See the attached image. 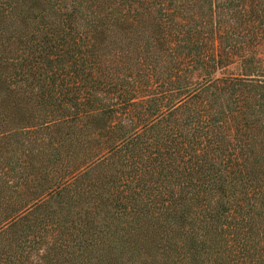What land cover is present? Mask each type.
Returning <instances> with one entry per match:
<instances>
[{"label":"trees","instance_id":"1","mask_svg":"<svg viewBox=\"0 0 264 264\" xmlns=\"http://www.w3.org/2000/svg\"><path fill=\"white\" fill-rule=\"evenodd\" d=\"M0 264H264V0H0Z\"/></svg>","mask_w":264,"mask_h":264},{"label":"rangeland","instance_id":"2","mask_svg":"<svg viewBox=\"0 0 264 264\" xmlns=\"http://www.w3.org/2000/svg\"><path fill=\"white\" fill-rule=\"evenodd\" d=\"M230 71L222 72L221 70L217 71L215 73V78L217 79H221V78H227V77H241V74L239 72V68L237 66L235 67H231ZM228 72H230V74H228Z\"/></svg>","mask_w":264,"mask_h":264}]
</instances>
